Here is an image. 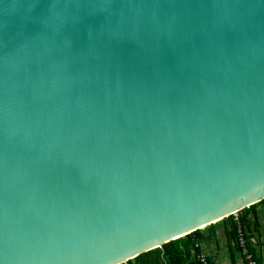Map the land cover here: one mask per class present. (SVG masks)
<instances>
[{
	"label": "water",
	"instance_id": "1",
	"mask_svg": "<svg viewBox=\"0 0 264 264\" xmlns=\"http://www.w3.org/2000/svg\"><path fill=\"white\" fill-rule=\"evenodd\" d=\"M264 200V0H0V264H125Z\"/></svg>",
	"mask_w": 264,
	"mask_h": 264
},
{
	"label": "crops",
	"instance_id": "2",
	"mask_svg": "<svg viewBox=\"0 0 264 264\" xmlns=\"http://www.w3.org/2000/svg\"><path fill=\"white\" fill-rule=\"evenodd\" d=\"M245 234L259 264H264V204L259 205L256 213L248 217ZM230 223L220 221L213 226L202 229L198 241L200 250L204 251L212 264H247L237 242L232 238ZM190 262H195L194 250L191 251Z\"/></svg>",
	"mask_w": 264,
	"mask_h": 264
},
{
	"label": "trees",
	"instance_id": "3",
	"mask_svg": "<svg viewBox=\"0 0 264 264\" xmlns=\"http://www.w3.org/2000/svg\"><path fill=\"white\" fill-rule=\"evenodd\" d=\"M262 204H264V200L251 206L250 208H246L240 211L239 213H237V218L232 215L223 220L224 222L230 223V226L232 228V238L237 242L241 250L242 248L239 244V230L242 229L245 232V229L249 226V215L252 213H256L257 207ZM211 226H213V224ZM201 233L202 229L196 230L183 238L173 240L169 243L164 244L162 248H157L143 253L125 264H199L197 260L192 263L189 259L192 249L194 250L195 258L196 253L200 252V249L197 247V243L201 237ZM245 237L248 242V249L254 255L246 234Z\"/></svg>",
	"mask_w": 264,
	"mask_h": 264
},
{
	"label": "built area",
	"instance_id": "4",
	"mask_svg": "<svg viewBox=\"0 0 264 264\" xmlns=\"http://www.w3.org/2000/svg\"><path fill=\"white\" fill-rule=\"evenodd\" d=\"M237 215L238 214H235L234 216L237 218ZM239 244L242 248V255L246 263L259 264L255 259V256L248 249V242L246 240L245 233L242 229L239 230ZM197 247L199 248V245H197ZM196 260L199 264H212L208 255L202 250H200L199 253H196Z\"/></svg>",
	"mask_w": 264,
	"mask_h": 264
}]
</instances>
